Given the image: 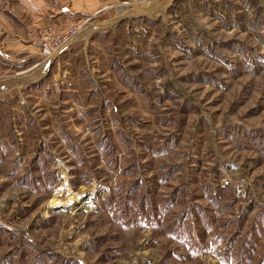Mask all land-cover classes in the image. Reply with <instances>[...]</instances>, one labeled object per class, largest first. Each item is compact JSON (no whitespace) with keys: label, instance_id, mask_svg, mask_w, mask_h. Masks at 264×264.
I'll use <instances>...</instances> for the list:
<instances>
[{"label":"rangeland","instance_id":"obj_1","mask_svg":"<svg viewBox=\"0 0 264 264\" xmlns=\"http://www.w3.org/2000/svg\"><path fill=\"white\" fill-rule=\"evenodd\" d=\"M33 8L0 0V264H264V0Z\"/></svg>","mask_w":264,"mask_h":264},{"label":"crops","instance_id":"obj_2","mask_svg":"<svg viewBox=\"0 0 264 264\" xmlns=\"http://www.w3.org/2000/svg\"><path fill=\"white\" fill-rule=\"evenodd\" d=\"M21 2L25 3V5L30 8V9H34V5H35V0H21ZM17 8L15 7L14 11L18 12V10H16ZM19 13V12H18ZM44 17V16H43ZM51 17V16H50ZM62 18V16H59L58 19L60 21V19ZM48 18H45L40 21L39 23H48ZM4 23H5V17H4V12L2 10H0V85L2 83L5 82V79L7 77V71H6V60H7V50H6V46H5V42L2 39V35L1 33H3L4 31ZM12 56H14V61L17 62V56L15 54H12ZM8 57L11 58V56L9 55ZM18 61H21V57ZM18 74V73H17Z\"/></svg>","mask_w":264,"mask_h":264},{"label":"built area","instance_id":"obj_3","mask_svg":"<svg viewBox=\"0 0 264 264\" xmlns=\"http://www.w3.org/2000/svg\"><path fill=\"white\" fill-rule=\"evenodd\" d=\"M42 34L41 37L39 39L40 43H41V51L42 54H44L46 57L49 58H54V56H56V54L62 52L63 50H65V48L68 47V42H70V38L77 32L72 33L69 37H68V42L64 40L63 38H55L50 35V33L47 30H42ZM68 43V44H67Z\"/></svg>","mask_w":264,"mask_h":264},{"label":"bare ground","instance_id":"obj_4","mask_svg":"<svg viewBox=\"0 0 264 264\" xmlns=\"http://www.w3.org/2000/svg\"><path fill=\"white\" fill-rule=\"evenodd\" d=\"M123 9H125V8H123ZM155 10H156V9H155ZM155 10H154V11H155ZM146 11H147V12H154V11H152L151 9H147ZM122 13H123V12H122ZM57 200H59V199H57ZM60 200H61V199H60ZM56 202H57V201H56Z\"/></svg>","mask_w":264,"mask_h":264}]
</instances>
